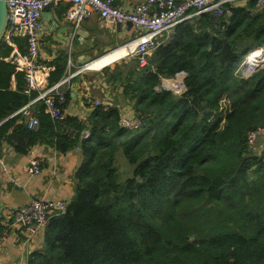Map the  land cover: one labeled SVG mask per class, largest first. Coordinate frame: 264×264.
<instances>
[{
  "label": "trees",
  "instance_id": "16d2710c",
  "mask_svg": "<svg viewBox=\"0 0 264 264\" xmlns=\"http://www.w3.org/2000/svg\"><path fill=\"white\" fill-rule=\"evenodd\" d=\"M226 7L180 23L143 67L133 58L104 68L145 125L119 127V110L98 105L89 138L74 121L77 131L57 134L45 107L37 129L24 123L19 110L37 93L25 91L2 41L0 154L4 140L24 133L30 145L59 137L60 151L81 144L84 155L74 197L46 228L51 258L31 264H264V151L247 141L264 124V67L245 63L264 45V1ZM17 41L25 52V39ZM51 64L50 86L64 78L66 55ZM183 71L181 94L162 87Z\"/></svg>",
  "mask_w": 264,
  "mask_h": 264
},
{
  "label": "crops",
  "instance_id": "0c3cea01",
  "mask_svg": "<svg viewBox=\"0 0 264 264\" xmlns=\"http://www.w3.org/2000/svg\"><path fill=\"white\" fill-rule=\"evenodd\" d=\"M141 1L143 0H115V3L129 11ZM246 1L241 0L238 3L245 4ZM67 7V3H62L58 6L46 7L43 11L38 62L50 65V71L46 77H41L44 83L34 91L38 95L40 91L50 86V73L55 68L51 63L60 56L66 55V76L78 69L83 71L74 75L70 82L63 85L65 90H69L71 98L65 105L64 118L57 120L55 132L64 135L77 131L75 124L72 123L74 121L84 129H82V138H89L95 123L92 116L98 106L95 104L97 100L108 107L104 110L116 108L119 112L130 115L136 113L134 102L123 97V84L108 81L104 73V68L114 70L122 63H132L133 57L125 55L112 64L110 63L119 57L118 52L98 58L135 39L140 34V30L133 25L107 23L94 14L91 18L81 22L78 30L81 39L72 40V23L67 16ZM171 35L170 33L164 34L162 39L168 41ZM177 77V79L176 77L168 79H174L172 82L175 83H179V79L182 81L183 76ZM13 85H15V80ZM43 107H45V102L41 99L30 105L33 114L37 116ZM23 119L27 125L29 117L23 115ZM42 139L43 141L30 145L29 136L18 133L10 140H4L2 144L0 154V264H31L33 256H42L46 260L51 258L45 242L48 225L36 234L28 236L26 229L11 224L12 215L15 210L35 198L60 199L69 203L75 195V172L84 158L81 144L67 151H60L56 146L59 137L47 140L44 136ZM60 144L62 145L63 142ZM22 148L28 151L22 152ZM33 157H38L41 161L39 174H32L28 171Z\"/></svg>",
  "mask_w": 264,
  "mask_h": 264
},
{
  "label": "built area",
  "instance_id": "2783aa9c",
  "mask_svg": "<svg viewBox=\"0 0 264 264\" xmlns=\"http://www.w3.org/2000/svg\"><path fill=\"white\" fill-rule=\"evenodd\" d=\"M241 0H143L135 5L133 10H125L115 3V0H7L8 23L3 34V42L12 47L8 58L15 64L18 71H22L25 77V91L31 93L44 83L41 77H46L50 71V65L38 62L40 37L42 31V14L46 7L58 6L67 3V16L72 23V40L81 37L78 35L80 24L83 20L97 14L101 19L111 24H127L132 22L133 27L140 30V34L133 40L125 43L126 56L137 59L140 67L148 63L152 53L165 41L164 34H173L175 28L187 19L194 18L204 12H210L218 17ZM264 1V0H262ZM18 39H25L26 51L23 52L18 44ZM69 63L71 61L69 60ZM245 63L248 68L255 70L264 67V45L250 51ZM77 71L65 75L58 83L46 87L40 91L28 104L19 111L29 117L28 127L37 129L40 119L30 109L31 103L37 100L45 102V110L55 120H61L65 115V104L67 103V90L63 85L70 79L82 72ZM180 74V73H179ZM177 79V78H175ZM173 82V90L176 94L184 91L182 81ZM162 87H169L162 82ZM96 105L102 103L97 100ZM103 105V104H102ZM105 109L108 107L103 105ZM146 115L127 114L119 112L117 125L127 130H138L145 125ZM247 141L250 147L260 143V151H264V124L248 132ZM259 151V152H260ZM28 171L32 174L41 172V161L33 157ZM68 203L60 199L35 198L30 203L18 208L12 215L11 224L24 228L28 236L36 234L46 227L49 219L56 211H66Z\"/></svg>",
  "mask_w": 264,
  "mask_h": 264
},
{
  "label": "water",
  "instance_id": "95a60500",
  "mask_svg": "<svg viewBox=\"0 0 264 264\" xmlns=\"http://www.w3.org/2000/svg\"><path fill=\"white\" fill-rule=\"evenodd\" d=\"M7 23H8V7H7V0H0V44L3 41V34L4 31L7 27ZM128 26H132V22H128L127 23ZM183 76V79H185V77L187 76L186 72H180V74L178 73L176 75V78H178L177 76ZM172 81H174V79H168V78H164L163 79V84L167 85L169 87V89H173V85H172ZM169 82H171L169 84ZM183 88L184 90L187 89L186 84H183ZM259 154H262V151L259 152Z\"/></svg>",
  "mask_w": 264,
  "mask_h": 264
},
{
  "label": "bare ground",
  "instance_id": "6f19581e",
  "mask_svg": "<svg viewBox=\"0 0 264 264\" xmlns=\"http://www.w3.org/2000/svg\"><path fill=\"white\" fill-rule=\"evenodd\" d=\"M117 52L119 53V57H118L117 59H115L114 61H112L110 64H112L113 62L119 60L121 57L125 56V55H126V48H125V47H120V48H118V49H115V50H113V51H111V52H109V53H107V54H105V55L99 57L98 59L103 58V57H105V56H107V55H111V54L117 53ZM96 60H97V59H96ZM94 61H95V60H94ZM91 63H92V62H91ZM102 68H103V67H102ZM170 83H171V82H169V84H170ZM172 85H173V82H172Z\"/></svg>",
  "mask_w": 264,
  "mask_h": 264
},
{
  "label": "rangeland",
  "instance_id": "374dc122",
  "mask_svg": "<svg viewBox=\"0 0 264 264\" xmlns=\"http://www.w3.org/2000/svg\"><path fill=\"white\" fill-rule=\"evenodd\" d=\"M101 72H99V73H101ZM221 103H222L223 111L227 112L228 111V108H229V105H230L229 104V101L228 100H222ZM120 160H121V163L123 164V168L127 170L128 169L127 163H125V161H123L122 159H120Z\"/></svg>",
  "mask_w": 264,
  "mask_h": 264
},
{
  "label": "clouds",
  "instance_id": "9594fccd",
  "mask_svg": "<svg viewBox=\"0 0 264 264\" xmlns=\"http://www.w3.org/2000/svg\"><path fill=\"white\" fill-rule=\"evenodd\" d=\"M175 78V77H174Z\"/></svg>",
  "mask_w": 264,
  "mask_h": 264
}]
</instances>
